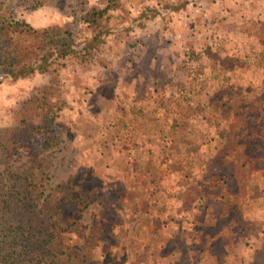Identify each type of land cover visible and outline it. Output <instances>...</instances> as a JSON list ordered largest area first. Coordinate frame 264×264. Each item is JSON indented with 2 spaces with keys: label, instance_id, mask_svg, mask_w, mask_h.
I'll use <instances>...</instances> for the list:
<instances>
[{
  "label": "rangeland",
  "instance_id": "1",
  "mask_svg": "<svg viewBox=\"0 0 264 264\" xmlns=\"http://www.w3.org/2000/svg\"><path fill=\"white\" fill-rule=\"evenodd\" d=\"M210 1L0 0V21L38 31L28 40L36 38L34 54L12 62L37 60L33 72L0 78V178L39 165L42 200L50 204L58 192L76 202L78 231L64 234L69 252L85 246L93 220L101 221L106 185L121 181L109 166H119L120 149H135L138 132L154 135L152 146L164 143L161 136L175 140L180 156L170 165L187 166L192 202L200 193L226 198L234 167L250 180L264 178V0H228L233 9ZM237 33L252 36L236 40ZM43 92L52 93V120L22 132L25 140L16 129L21 108ZM252 129L258 137L249 136ZM20 144L26 153L15 151ZM138 185L134 204L147 197ZM87 255L81 264H100Z\"/></svg>",
  "mask_w": 264,
  "mask_h": 264
},
{
  "label": "crops",
  "instance_id": "2",
  "mask_svg": "<svg viewBox=\"0 0 264 264\" xmlns=\"http://www.w3.org/2000/svg\"><path fill=\"white\" fill-rule=\"evenodd\" d=\"M225 3L234 8L233 1ZM237 34L236 40L252 36ZM154 137L136 133L135 149L117 150L119 166H109L121 181L106 185L108 194L99 206L98 219L113 226L90 247L100 264H264V178L250 180L245 168L234 167L221 192L226 198L200 193L192 202L186 193L187 166L170 165L172 155L180 156L175 140L161 136L164 143L157 147L149 143ZM134 183L147 192L136 204Z\"/></svg>",
  "mask_w": 264,
  "mask_h": 264
},
{
  "label": "trees",
  "instance_id": "3",
  "mask_svg": "<svg viewBox=\"0 0 264 264\" xmlns=\"http://www.w3.org/2000/svg\"><path fill=\"white\" fill-rule=\"evenodd\" d=\"M9 33H16L17 36L6 40L10 46L8 48L0 42V78L33 72L37 65V60L29 66L12 62L34 54L36 38H32L34 41L31 42L28 40L29 35L36 36L38 31L20 21H0V39L6 38ZM43 57L46 60L47 54ZM50 93L43 92L41 96H34L25 102L16 128L18 133L32 134L46 120H52ZM47 132L44 128L42 134ZM248 133L252 138L258 137L255 129ZM4 134L0 130V137ZM22 136L25 140L28 137L23 133ZM43 145L47 146L49 142ZM15 151L26 153L27 149L20 144ZM33 157L36 162V155ZM39 167L36 165L29 175L8 170L6 176L0 178V264H81L88 257L91 245L102 239L111 227L94 219L85 246L74 247L73 252H69L64 234L78 231L74 216L76 202L58 198V192L54 193L56 198L54 200L52 197V203L43 201L42 194L38 192L40 186L35 184L36 178H42ZM60 187H65V184Z\"/></svg>",
  "mask_w": 264,
  "mask_h": 264
}]
</instances>
